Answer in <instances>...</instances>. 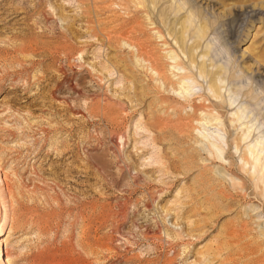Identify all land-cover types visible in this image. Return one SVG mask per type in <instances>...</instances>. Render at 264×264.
Segmentation results:
<instances>
[{
  "label": "rangeland",
  "instance_id": "rangeland-1",
  "mask_svg": "<svg viewBox=\"0 0 264 264\" xmlns=\"http://www.w3.org/2000/svg\"><path fill=\"white\" fill-rule=\"evenodd\" d=\"M250 149L264 159V0H0L13 264H264Z\"/></svg>",
  "mask_w": 264,
  "mask_h": 264
},
{
  "label": "bare ground",
  "instance_id": "bare-ground-1",
  "mask_svg": "<svg viewBox=\"0 0 264 264\" xmlns=\"http://www.w3.org/2000/svg\"><path fill=\"white\" fill-rule=\"evenodd\" d=\"M156 1V0H155ZM111 3H113V2H111ZM117 3V2H116ZM115 3V4H116ZM114 4V3H113ZM118 4V3H117ZM248 10V9H247ZM91 14V13H90ZM160 22V21H159ZM151 23L152 24H154V23H157V20L155 19V18H153V19H151ZM109 24V23H108ZM207 25V24H206ZM209 27V26H208ZM105 28V27H104ZM116 28V27H115ZM204 28H206V26L204 27ZM114 29V28H113ZM132 29V28H131ZM185 29H187V27H186V25H185V23H183L182 22V28L178 31V33H182V38H183V34H184V31H185ZM105 31H107V30H105ZM115 31H117V30H115ZM120 31V30H119ZM127 31V30H126ZM131 31V30H130ZM132 31H133V29H132ZM135 31H136V29H135ZM134 31V32H135ZM198 31V30H197ZM196 31V32H197ZM102 32V31H101ZM104 32V31H103ZM202 32V31H201ZM105 33V32H104ZM124 33V32H123ZM177 33V32H176ZM111 34V33H110ZM114 34V33H113ZM117 34H118V36H119V33L117 32ZM126 34H128V32L126 33ZM157 34H158V38H162L163 40H164V45H169V42H168V40H167V38L165 37V35L160 31V30H157ZM196 34H198V33H196ZM250 34V33H249ZM106 35H108V34H106ZM112 35V34H111ZM130 35V34H129ZM113 36V35H112ZM117 36V35H116ZM177 35H175V37H176ZM200 35L198 34V37H199ZM128 37V36H127ZM127 37H125V38H127ZM130 37V36H129ZM132 37V36H131ZM202 37V36H201ZM119 38V37H118ZM177 38V40L179 41V40H181V37H179V35L176 37ZM106 40L108 39V40H111V37H107V38H105ZM122 38H120V40H121ZM132 39V38H131ZM131 39H129V40H127V39H122L124 42H125V44H127L128 46H130L133 50H134V52L133 53H137V57H139V60L140 59H142V57H141V54L145 51L144 49H145V46H144V44H142V42H139V43H136V42H132V40ZM121 40V41H122ZM131 40V41H130ZM184 40V39H183ZM105 41V40H104ZM113 41H116V40H113ZM119 41V40H118ZM246 41V40H245ZM101 42V41H100ZM185 48V47H184ZM189 48V47H188ZM193 49H194V46H193ZM194 51V50H193ZM82 52V51H81ZM80 51H79V53H81ZM168 53L167 54H169V52L171 53V58L172 59H174L175 61L174 62H176V59H177V57H178V55H177V53H176V51L173 49V48H171L170 47V49L167 51ZM188 52L190 53V55H191V58H192V61L194 62L195 61V59H194V55L192 54V52H191V48L190 49H188ZM189 57V56H188ZM146 59V58H145ZM143 60V59H142ZM141 60V61H142ZM190 60V59H189ZM143 61H145V60H143ZM148 65H147V68H149L150 70H151V72L153 73V75H157L158 76V78H156V81H158V80H160V79H162L164 82H166V79H169L168 77L166 78V76H165V74L162 72V69L159 67V64L156 62V60H155V58H151L149 61H148ZM183 63V62H182ZM185 63V62H184ZM162 64V63H161ZM192 64H195V63H192ZM83 65V64H82ZM80 66V65H79ZM186 66V65H185ZM185 66H181V64H177V65H172V67H171V69L172 68H176V69H179V72L181 71L182 72V70H180V69H186V67ZM199 67H201V72L202 73H204V72H206V70H205V68H204V66H200L199 65ZM177 71V70H176ZM189 71V70H188ZM188 73V72H187ZM209 73V72H208ZM190 74V73H189ZM192 74V73H191ZM176 76L178 75L179 76V79H178V81H175V83H177L178 85H179V89H174L175 91H178L179 92V94H182L183 95V98L184 97H186V96H188V95H190V94H193V93H190V92H194V90H193V87H192V85H190V83H192L193 85H195V83H197V82H189V79H191L190 77H187V76H185L184 74H178V73H176L175 74ZM193 75V74H192ZM215 76V75H214ZM217 76V75H216ZM156 77V76H155ZM154 77V78H155ZM193 77H195L194 75H193ZM176 79V80H177ZM168 81V80H167ZM216 81V80H215ZM163 82V83H164ZM173 82V81H172ZM214 82V81H213ZM171 83V82H170ZM170 83H168V86H169V84ZM176 84V85H177ZM210 84H211V82H210ZM164 85V84H163ZM165 85H166V83H165ZM171 86V85H170ZM175 87V86H174ZM172 88V87H171ZM195 88V87H194ZM211 89L214 91V95L215 96H219V90H218V86L216 85V83L214 82V83H212V85H211ZM193 90V91H192ZM176 96H178L177 94H175ZM180 96L181 95H179L178 97L180 98ZM191 96V95H190ZM189 97V96H188ZM182 98V99H183ZM187 99V98H186ZM185 99V100H186ZM192 100V99H191ZM190 100V101H191ZM190 103V102H189ZM190 105V104H189ZM193 105V104H192ZM192 107V106H191ZM194 107V106H193ZM203 112V111H202ZM216 114V113H215ZM191 115V114H190ZM206 115V114H205ZM208 115H211V113H208ZM214 115V114H213ZM207 116V115H206ZM193 117V116H192ZM213 117V116H212ZM211 117V118H212ZM158 118V117H157ZM163 119V118H162ZM162 119H161V122H162ZM166 118H164V120H165ZM168 119V118H167ZM180 119H181V117H180ZM213 119V118H212ZM172 119H170V120H167L168 122L169 121H171ZM178 120V119H177ZM160 121V120H159ZM158 121V122H159ZM166 121V122H167ZM173 121V120H172ZM198 121V120H197ZM160 122V123H161ZM174 122V121H173ZM175 122H178V121H175ZM179 122H182V121H179ZM164 123V122H163ZM168 124H170L171 125V123H168ZM177 124V123H176ZM183 124V123H182ZM169 125V126H170ZM162 125H160V127H161ZM165 126V125H164ZM166 126H167V124H166ZM168 127V126H167ZM171 128H172V126H170ZM169 127V128H170ZM206 128V127H205ZM162 129H164L163 127H162ZM206 130V129H205ZM203 134H205V133H203ZM207 135V134H206ZM210 136V135H209ZM215 136V135H214ZM224 140V139H223ZM211 143V145L212 146H214L213 148H215L218 152L220 151H223V146L221 145V143L218 141V139H216V140H214V141H212V142H210ZM250 151V153H251V155H250V157H251V159L249 158V156H248V154H246L245 156H243L242 157V159H243V161H244V166H246L247 164H250L251 165V167L252 168H254L255 170H257L258 172H259V174H260V177H259V181L262 183V185H263V191H264V159L261 157V155L258 153H256L255 152V150L254 149H250L249 150ZM249 153V154H250ZM0 167H1V165H0ZM8 182H6V176H3V177H1V175H0V188L1 187H3V188H5L6 190H9V185L7 184ZM12 190V189H11ZM0 191H2V190H0ZM1 194H0V208H1V206L3 205L4 207H3V210H4V212H3V215H2V223L0 224V264H13V262L10 260V256H11V250H8L7 248H5V249H3V242L4 241H6L7 242V240H4L3 238H1V235L3 234V231H4V228H5V225L9 222V220L11 219V210L9 209V206L8 205H10V204H8L7 205V203H9L10 201H8L7 203H6V201H5V197H4V194L2 193V192H0ZM11 194V193H10ZM1 198H2V200H1ZM10 206H12V205H10ZM12 224V223H11ZM13 226L11 225V227H10V230H13ZM5 234V233H4ZM3 234V235H4ZM13 253V252H12ZM16 254V253H15ZM5 256H6V259H5Z\"/></svg>",
  "mask_w": 264,
  "mask_h": 264
}]
</instances>
